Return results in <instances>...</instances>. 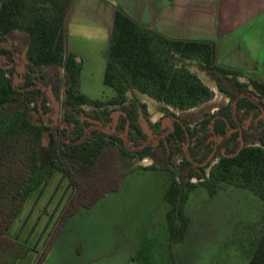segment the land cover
<instances>
[{
    "label": "trees",
    "instance_id": "1",
    "mask_svg": "<svg viewBox=\"0 0 264 264\" xmlns=\"http://www.w3.org/2000/svg\"><path fill=\"white\" fill-rule=\"evenodd\" d=\"M72 2L0 0V34L15 28L27 31L29 59L33 65H63L70 77L68 91L72 101L97 106L121 104L127 100L129 89L136 88L166 103L165 114L171 115L172 120L165 138L175 140L172 149L179 148L183 142L189 144L180 163L173 164L168 159L159 165H151L170 172L164 195L169 203L166 215L170 241H180L186 235L190 217L185 203L198 184L205 185L214 194L219 182L228 181L248 187L264 199V132L260 137L261 144L245 143L235 152L219 155L206 175L201 171L209 163L203 164L204 159L190 153L195 126L168 107L189 108L214 96V90L188 65L189 60H198L230 96L229 102L217 112L207 113L202 123L211 122L214 135H226L238 131L233 129L240 125L239 109H264V82L250 77L253 88L242 81L238 87H225L220 81L221 73L239 76L242 72L216 63L212 41L169 37L118 8L104 71V82L115 88L116 95L108 100L91 98L79 90L81 59L68 48L67 21ZM0 51L9 52V49L0 47ZM23 95L39 97L35 110L19 109L13 115L0 114V264H16L35 249L28 242L12 237L9 229L29 194L44 185L56 170L68 177L72 191L33 264L45 261L54 239L71 215L117 190L123 177L140 167L131 164L133 157L136 154L144 157L151 149V144L147 143L129 150L121 143L125 138L115 131L107 134L109 139L104 136L89 139L91 137L81 133L73 136L69 126L61 127L46 117L45 90L31 75L22 73V80L16 83L0 69V107ZM46 133L52 146L50 165L44 166L40 160V144ZM193 177L199 180L194 181ZM143 242L137 257L143 264H148L145 255L139 253L143 245L149 243ZM247 264H264V232Z\"/></svg>",
    "mask_w": 264,
    "mask_h": 264
},
{
    "label": "rangeland",
    "instance_id": "2",
    "mask_svg": "<svg viewBox=\"0 0 264 264\" xmlns=\"http://www.w3.org/2000/svg\"><path fill=\"white\" fill-rule=\"evenodd\" d=\"M46 1L39 0V3ZM79 26L80 20L75 19L70 30L73 38L71 43L78 46V56L83 58L82 88L93 98L111 99L116 90L104 82L103 63L108 52L107 45L109 47L108 29H96L98 33L88 40L78 32L81 30ZM29 39L28 32L20 28L0 34V47L9 49V52L0 51V69L16 83L22 80L24 72L35 79L46 93V117L61 127L69 126L73 136L81 133L91 137L89 139L97 136L109 139L107 134L115 131L125 138L121 143L129 150L150 143L148 159L144 160L136 154L131 164L151 158L160 164L168 159L173 164L180 163L189 144L184 145L183 142L179 148L172 149L175 140L165 138L170 130L171 122L168 119L172 120L171 115L165 114L168 118L152 124L148 108L140 100L141 91L136 88L129 89L127 100L121 104L97 106L72 101L68 91L71 82L67 70L59 63L33 65L28 56ZM192 67L202 71L196 64ZM204 73L202 71L205 81L215 89V97L206 103L220 105L225 103L226 97L230 100L229 94L219 87L218 79ZM221 75L220 81L229 89L238 87L239 81L253 88L248 77L226 73ZM79 90L82 91L81 85ZM38 100L37 96L17 97L1 106L0 114L13 115L19 109L33 111ZM195 111L198 112L197 109ZM195 114L193 118L197 119L198 114ZM237 114L240 125L238 129H233L237 132L214 135L210 140L201 139L202 124H205L202 123L203 118L194 123L193 149L190 153L204 159L203 164L209 163L202 173L208 175L221 154L235 152L245 143L261 144L264 109L243 107ZM51 146L52 140L46 133L40 144V160L44 166L50 165ZM162 169L135 172L123 180L119 190H113L98 201L99 206L115 207L116 212H120L116 222L130 235L149 242L139 252L145 255L148 264H247L264 232V199L252 189L228 181L219 182L214 194L205 185L198 184L191 190L185 203L186 213L192 222L189 235L186 241L173 244L166 215L169 203L164 196L170 172ZM60 173L59 177L50 178L47 186V182L41 185L39 192L29 199L13 228V233L21 235L35 250L43 248L72 191L68 177ZM192 179L199 180L197 177Z\"/></svg>",
    "mask_w": 264,
    "mask_h": 264
},
{
    "label": "crops",
    "instance_id": "3",
    "mask_svg": "<svg viewBox=\"0 0 264 264\" xmlns=\"http://www.w3.org/2000/svg\"><path fill=\"white\" fill-rule=\"evenodd\" d=\"M118 8L138 22L169 37L212 41L215 47L216 63L240 70L242 77H248V79L254 77L264 82V0H73L67 21L68 48L79 55L78 46L71 43L73 38H71L70 28L75 19L80 20L81 30L78 32L85 35L88 40L98 33L96 29H108L107 43L110 45L115 13ZM107 48L109 49L108 45ZM81 59L83 61V58ZM106 61L107 56H104V71ZM194 64L198 65L205 72L204 74L215 78L198 60H189L190 69L195 71L205 83L207 82L202 76V71L194 69L192 67ZM83 71L82 62L81 90L93 98L82 88ZM207 84L215 91L214 87ZM115 95L116 93L112 96ZM139 97L142 104L148 108L149 121L152 124L168 118L164 111L166 103L142 91ZM213 97L189 108H177L170 105L168 107L193 126L207 113H215L229 102V98L226 97L225 103L220 105L206 103ZM195 113L198 114L197 119L193 118ZM168 120L171 122L170 119ZM212 128L211 122L202 124V140H210L214 136ZM143 158L147 160L148 156ZM143 162L139 163L140 167L131 170L122 179L117 190L122 187L123 180L135 172L164 170L159 166L151 167L152 164H160L155 163L152 158ZM59 174H61L60 171L56 170L50 178L59 177ZM50 178L46 186L50 183ZM169 182L170 177L168 184ZM40 188L41 186L34 189L23 204L18 217L9 229L12 237L25 241L21 235L13 233V228L29 199L37 194ZM98 201L92 206L82 207L66 220L54 239L45 261L41 264H143L137 257V253L144 240L130 235L119 222H116V216L120 212L118 210L116 212L115 207H101ZM191 225L190 220L186 235L180 242L186 241ZM177 242L173 244H178ZM37 254L38 249H33L21 257L16 264H33Z\"/></svg>",
    "mask_w": 264,
    "mask_h": 264
},
{
    "label": "flooded vegetation",
    "instance_id": "4",
    "mask_svg": "<svg viewBox=\"0 0 264 264\" xmlns=\"http://www.w3.org/2000/svg\"><path fill=\"white\" fill-rule=\"evenodd\" d=\"M171 127V126H170ZM221 136V135H220Z\"/></svg>",
    "mask_w": 264,
    "mask_h": 264
}]
</instances>
